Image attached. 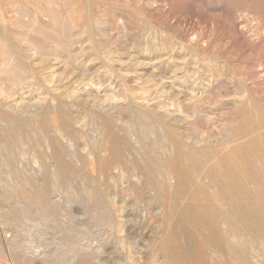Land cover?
Masks as SVG:
<instances>
[{
    "label": "rangeland",
    "instance_id": "374dc122",
    "mask_svg": "<svg viewBox=\"0 0 264 264\" xmlns=\"http://www.w3.org/2000/svg\"><path fill=\"white\" fill-rule=\"evenodd\" d=\"M0 264H264V0H0Z\"/></svg>",
    "mask_w": 264,
    "mask_h": 264
}]
</instances>
